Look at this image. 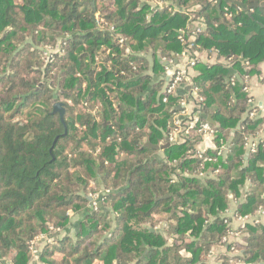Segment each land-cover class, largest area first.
I'll list each match as a JSON object with an SVG mask.
<instances>
[{"label": "trees", "instance_id": "trees-1", "mask_svg": "<svg viewBox=\"0 0 264 264\" xmlns=\"http://www.w3.org/2000/svg\"><path fill=\"white\" fill-rule=\"evenodd\" d=\"M254 2L225 20L228 0H0V264H212L219 246L264 264V219L255 217L264 210V117H250L245 89L264 61V6ZM194 6L205 27L191 81L199 114L216 123L217 149H228L224 158L207 152L216 160L204 168L218 172L203 180L189 158L197 132L147 146L171 143L184 111L185 98L163 90L164 62H185L178 37ZM205 51L231 69L198 59ZM231 209L254 218L241 243L226 245ZM49 226L61 231L34 256L29 242Z\"/></svg>", "mask_w": 264, "mask_h": 264}, {"label": "built area", "instance_id": "built-area-1", "mask_svg": "<svg viewBox=\"0 0 264 264\" xmlns=\"http://www.w3.org/2000/svg\"><path fill=\"white\" fill-rule=\"evenodd\" d=\"M211 3L216 4L219 2V0H208ZM231 5H225L223 7V17L225 20H231L233 15L243 12L244 11V0H228ZM156 6L162 7V3L157 1L155 3ZM199 6L189 7L185 9V12L187 13V20H188V26L184 32L180 34L178 37L181 42L185 43L186 48L183 51L182 57L184 58L183 63L179 64L177 63L172 69H168V75L170 78L168 79L169 85L168 87L163 88L165 89V92L168 94L174 93L176 95H180V92H185L186 96H189V99L192 100L193 104L195 105V112L194 113H187L185 109V101L182 103V106L184 108V111L182 114L175 120L174 125L175 130L170 133L168 136V142H179L180 140L184 139L185 137L189 136L190 131H195L202 137V141L198 144V146L195 148V150L192 153H189V158L195 159L197 166L201 167L202 170H199L196 177L203 180L206 177H215L216 173L218 172L217 169H213L212 167H205L206 163H212L216 160V158L212 154H208L207 152L210 151L212 153H215L217 156L221 154L222 156L224 152L227 151V148L224 149H217L215 144V130L214 126H212L208 122L198 123V117L197 115L200 113V109L202 107V99L197 96L196 90L193 87V83L191 81L192 78V67L196 63V59L190 58L191 51L194 46V41L196 40L197 36L204 30L205 23L204 19L201 15L197 14V11L199 10ZM198 56V53H197ZM200 57L198 56V59ZM173 76V77H172ZM245 79L248 83V86L245 88L249 95V83H250V77L245 76ZM188 86V87H187ZM249 103H251V99L249 100ZM257 116V112L253 111L250 113V117ZM210 137L212 139V142L214 144V148H208L205 143V139ZM256 146L255 142H248V151L253 152L254 148ZM223 148V146H222ZM224 158V157H223ZM97 195L91 196L90 200H92V204L95 206L97 205ZM96 209V208H95ZM224 222L228 224L227 233L222 238V240L226 243V245H232L236 243H241V239L243 238V234L241 232V229L244 227V224L251 220L254 217L246 216V217H236L233 216L232 209L229 210L225 214ZM255 217L260 218L261 220L264 219V210H260ZM235 219L239 222V225H233L232 220ZM48 234L40 235L36 238H34L32 241L29 242V249L32 252L34 256L37 255V244L40 241H43L47 237L50 238V234H57L60 233V229L58 227L49 226L48 228ZM230 253L232 255L238 254V250L235 248H231ZM35 258V257H34ZM229 263L231 264H243L238 260L230 259Z\"/></svg>", "mask_w": 264, "mask_h": 264}, {"label": "crops", "instance_id": "crops-1", "mask_svg": "<svg viewBox=\"0 0 264 264\" xmlns=\"http://www.w3.org/2000/svg\"><path fill=\"white\" fill-rule=\"evenodd\" d=\"M198 56L200 57L201 61H203L206 64H222L223 66H226V67L231 69L232 63H230L224 57L218 58L215 53H208L205 51V52L198 53ZM175 62L176 63L173 65L164 62V65L166 66V68L172 69L177 64L176 60H175ZM179 64H181V63H179ZM256 70L260 72V75H254V76L250 77V83H249V96L251 98L250 105L256 108L255 111L257 112L258 116L264 117V61L261 62L256 67ZM194 75H195V73L193 71L192 76H194ZM158 78L159 77H155V79H158ZM166 78L167 77H165V80H166ZM163 86H164V84L162 85V88H163ZM180 93H181V96H183L185 98L186 112L190 113V114L194 113L196 108H195V105L193 104V102H191L192 100L189 99V96H186V94H184L185 92H180ZM199 115H201V114H199ZM207 115H210V114H207ZM258 136L264 138V124H263L262 130ZM103 194H105V193H103ZM75 220H76V217H72L71 223H72V221H75ZM232 224L233 225H239V222L236 221L235 219H233ZM70 234H71V231H70ZM245 236H246V234H245ZM241 241H242V239H241ZM210 254H211L210 262L212 264H222L223 258H229L227 264H231V263H229V261H230V258L233 257V255L224 246L216 247ZM183 255L186 256V253L184 252ZM34 264H35V262H34Z\"/></svg>", "mask_w": 264, "mask_h": 264}, {"label": "water", "instance_id": "water-1", "mask_svg": "<svg viewBox=\"0 0 264 264\" xmlns=\"http://www.w3.org/2000/svg\"><path fill=\"white\" fill-rule=\"evenodd\" d=\"M258 6H264V2L259 3L258 0H255V2L251 5V7H258ZM230 89H231V87H230ZM54 111L59 112L60 120L63 122L64 108L62 107V104H60V103L55 104L54 105ZM200 118L205 120L206 122L210 123L212 126L216 125L215 121L212 119V117L210 115L202 113L200 115ZM205 143H206V146L208 148H214V144H213L212 139L210 137L205 139ZM170 144H175V142L166 143V145H164V146H157V145H152V144H147V146L152 147L156 150H161V149L168 147ZM225 156H226V151L223 154V157H225ZM88 199L90 200V197Z\"/></svg>", "mask_w": 264, "mask_h": 264}, {"label": "rangeland", "instance_id": "rangeland-1", "mask_svg": "<svg viewBox=\"0 0 264 264\" xmlns=\"http://www.w3.org/2000/svg\"><path fill=\"white\" fill-rule=\"evenodd\" d=\"M156 156H157V157H161V156H162L161 151H159L158 153H156ZM78 224H79V218L76 217V220H75V221H72V223H71V231H72V232H73L74 229H75V225L77 226ZM73 233H74V232H73Z\"/></svg>", "mask_w": 264, "mask_h": 264}]
</instances>
